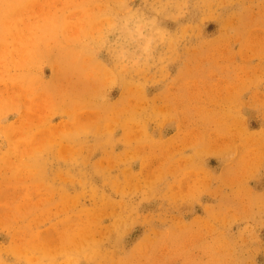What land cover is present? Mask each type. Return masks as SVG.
I'll return each mask as SVG.
<instances>
[{"label": "rangeland", "instance_id": "obj_1", "mask_svg": "<svg viewBox=\"0 0 264 264\" xmlns=\"http://www.w3.org/2000/svg\"><path fill=\"white\" fill-rule=\"evenodd\" d=\"M0 264H264V0H0Z\"/></svg>", "mask_w": 264, "mask_h": 264}]
</instances>
